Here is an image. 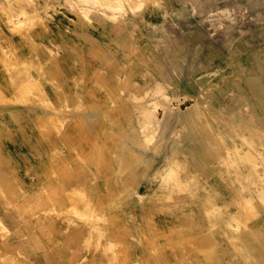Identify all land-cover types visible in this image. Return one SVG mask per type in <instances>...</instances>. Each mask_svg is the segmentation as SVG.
<instances>
[{"label": "rangeland", "instance_id": "obj_1", "mask_svg": "<svg viewBox=\"0 0 264 264\" xmlns=\"http://www.w3.org/2000/svg\"><path fill=\"white\" fill-rule=\"evenodd\" d=\"M39 2L38 14L31 5L15 16L16 0H0V18L13 20L0 19V210L17 222L13 228L7 225L11 231L0 224V264H37L27 254L47 260L39 264H264V133L252 134L243 124L240 134L228 122L242 113L264 129V0H199L195 5L194 0H97L86 10L76 0ZM73 6L81 9V18L70 14ZM109 11L122 16L121 24L108 20ZM177 13L194 15L193 67L181 35L167 49L162 45L166 57V50L179 51L175 46L183 52L181 59L175 53L178 69L170 65L165 81L157 76L171 111L152 100L164 123L158 142L126 143L119 129L134 128L143 113L138 103L145 102L138 98L143 86L135 91L123 78L130 74L135 80L143 73L96 52L95 36L107 26L115 38L139 31L128 29L129 14L143 15L139 24L147 29V16ZM171 22L178 30L179 23ZM37 31L34 44L31 34ZM68 32L90 51L75 53L64 42ZM148 78L147 87L154 79ZM195 105L207 116L190 115ZM175 109L187 115L184 123ZM211 115L218 117L222 132L211 125ZM225 128L244 140L243 150H232ZM194 142L199 153L218 163L209 174L228 184L227 193L178 192V174H173L164 182L157 179L143 197L119 195L128 185L138 188L154 164ZM188 158L181 156L185 162ZM181 173L187 179L182 167ZM138 190L144 193L146 185ZM242 246L248 256L241 255ZM50 256L60 261L48 262Z\"/></svg>", "mask_w": 264, "mask_h": 264}, {"label": "bare ground", "instance_id": "obj_2", "mask_svg": "<svg viewBox=\"0 0 264 264\" xmlns=\"http://www.w3.org/2000/svg\"><path fill=\"white\" fill-rule=\"evenodd\" d=\"M46 1H48V0H46ZM56 1V0H55ZM76 1H80L79 3V5H80V7H82V9L83 10H86L87 8H92V7H96L98 4H97V0H76ZM109 1V0H108ZM132 1V0H131ZM141 1V0H140ZM195 1H199V0H194V5H195ZM104 2V1H103ZM105 2H107V1H105ZM114 2V1H113ZM121 2H122V0H121ZM124 2H125V0H124ZM134 2V1H133ZM137 2V1H136ZM128 3V2H127ZM139 2H137V4H138ZM105 4V3H104ZM111 4V3H110ZM109 4V5H110ZM115 4H116V2H115ZM115 4H114V6H115ZM76 5H78V4H76ZM108 5V6H109ZM113 5V4H112ZM129 5V4H128ZM144 5V4H143ZM238 5V4H237ZM244 5V4H243ZM107 6V7H108ZM114 6H112V7H114ZM190 6H192V5H190ZM244 6H246V5H244ZM78 7V6H77ZM111 7V6H110ZM111 7V8H112ZM193 7V6H192ZM242 7V6H241ZM241 7H239V8H241ZM115 8V7H114ZM128 8H130V7H128ZM108 9H110V8H108ZM107 9V10H108ZM137 9V8H136ZM193 9V8H192ZM81 10V9H80ZM80 10H78L77 8H75L74 6L73 7H70L69 8V12H70V14H74V15H76V16H81V14H80ZM89 11H94L93 9H88ZM105 10V9H104ZM196 11V10H195ZM199 11V10H198ZM218 11V10H217ZM135 12V11H134ZM204 12V11H203ZM220 12V11H219ZM103 14L105 13V12H102ZM196 14H197V12H195ZM214 13V12H213ZM3 14V13H2ZM122 14H124V13H122ZM199 14V13H198ZM215 15H216V13H214ZM65 15V14H64ZM109 16V18L110 19H114V17H115V13H112V12H110L109 11V13H106V15L105 16ZM246 15H248V14H246ZM67 16V15H66ZM83 16H85V15H83ZM117 16V15H116ZM188 16V15H187ZM219 16V15H218ZM29 18V17H28ZM43 18V17H42ZM81 18V17H80ZM121 18H122V16H121ZM121 18H118V16L116 17V19H121ZM1 20H2V18H0ZM72 19V18H71ZM216 19V18H215ZM44 20V19H43ZM85 20V19H84ZM89 20V19H88ZM117 20V21H118ZM171 20V19H170ZM3 21V20H2ZM20 21H21V19H20ZM73 21H75L74 19H73ZM101 21V20H100ZM112 21V20H111ZM120 21V20H119ZM119 21H118V23H119ZM164 21H167V20H164ZM255 21V20H254ZM5 22H7V21H5ZM5 22H4V24H5ZM11 23H13V20H11L10 21ZM43 22V21H42ZM133 22V21H132ZM168 22V21H167ZM117 23V22H116ZM130 23V25H131V22H129ZM134 23V22H133ZM119 24H121V22L119 23ZM123 24V23H122ZM135 24V23H134ZM189 24V23H188ZM91 25V24H90ZM116 26V25H115ZM122 26V25H121ZM120 26V27H121ZM43 27V26H42ZM173 27V26H172ZM118 28H119V26H118ZM122 28V27H121ZM164 28H166V27H164ZM175 28V27H174ZM17 29V28H16ZM35 29V28H34ZM97 29V28H96ZM46 30H47V27H46ZM124 30H125V27H124ZM17 31V30H16ZM140 31V30H139ZM116 32V31H115ZM119 32V31H118ZM171 32V31H170ZM44 35V34H43ZM168 35V34H167ZM173 36V35H172ZM174 37V36H173ZM168 40V39H167ZM149 41V40H148ZM151 41V40H150ZM35 42H37L36 40H35ZM38 43H40V42H38ZM169 44V43H168ZM159 45V44H158ZM37 46H38V44H37ZM40 46V45H39ZM164 46H166L165 45V43H164ZM172 46V45H171ZM31 48V47H30ZM160 48V47H159ZM209 48V47H208ZM37 49V48H36ZM33 51V50H32ZM36 52V51H35ZM37 52H38V50H37ZM45 52V51H44ZM43 52V53H44ZM214 53V50H212V51H210V53ZM39 54H41V53H39ZM215 54V53H214ZM38 55V54H37ZM39 56V55H38ZM49 56V55H48ZM51 56H52V54H51ZM41 58V57H40ZM39 58V59H40ZM168 58V57H167ZM1 59V58H0ZM37 59V58H36ZM38 59V60H39ZM43 60H45V59H43ZM113 60H116V59H113ZM138 61V60H137ZM45 62H46V60H45ZM107 62V61H106ZM116 62H118V60L116 61ZM144 62V61H143ZM111 63V62H110ZM139 63V62H138ZM113 64V63H112ZM117 64V63H116ZM145 64V63H144ZM41 65V64H40ZM111 65V64H110ZM110 65H108L109 67H110ZM113 65H115V63L113 64ZM158 65V64H157ZM186 65V64H185ZM188 65V64H187ZM168 66V65H167ZM30 67V66H29ZM112 67V66H111ZM161 67V66H160ZM189 67V66H188ZM113 68V67H112ZM192 68V67H191ZM115 69V68H114ZM6 70V69H5ZM29 71V70H28ZM46 71V70H45ZM111 71V70H110ZM116 71V70H115ZM100 72V71H99ZM46 73V72H45ZM33 77V76H32ZM40 77V76H39ZM33 79V81H34V78H32ZM82 79V78H81ZM97 79V78H96ZM25 80V79H24ZM13 81V80H12ZM176 81V80H175ZM51 82V81H50ZM120 82V81H119ZM177 82V81H176ZM249 82H251V81H249ZM21 84V83H20ZM29 84H31V81H30V83ZM83 84H84V82H83ZM120 84V83H119ZM36 85V84H35ZM114 85V84H113ZM252 85V82L250 83V86ZM116 86V85H115ZM114 86V87H115ZM169 86V85H168ZM171 86V85H170ZM19 87V86H18ZM172 87V86H171ZM17 88V87H16ZM39 88H41V87H39ZM59 88V87H58ZM121 88V87H120ZM30 89V88H29ZM36 88H34V90H35ZM60 89V88H59ZM84 89V88H83ZM1 90V89H0ZM41 90V89H40ZM40 90H37V91H40ZM36 91V90H35ZM43 91V90H42ZM0 93H4V92H0ZM30 93V92H29ZM32 93V92H31ZM36 93V92H35ZM44 94V93H43ZM11 95V94H10ZM13 96H14V94H12ZM33 95V94H32ZM115 95V94H114ZM29 96V95H28ZM40 96V98H41V95H39ZM95 96V95H94ZM169 96H168V94L166 93V88H165V85L163 84V82L162 81H160V80H156V79H152L151 80V84L149 85V87H147L146 89H145V91L139 96V99H141V101H144L145 102V104H143V105H141L140 103H138L139 105H140V109L142 110V115H140V118H139V120L135 123V126H134V128L132 129V130H130L126 125H123L124 126V129L123 128H120L119 129V132H120V134H122L121 136H123V138H124V141L127 143V142H131L132 143V141H135L136 143H134L135 145H142V144H147V143H150V144H154V143H157L158 142V140H159V138H160V134H161V132H162V127H163V120H161V118L158 116V111H157V108H156V105L153 107V105L151 104V101L153 100V101H157V100H159L160 101V103L158 102V104H159V106H161V107H163V108H165V109H169V111H171V107L169 106V98H168ZM30 98V97H29ZM129 98V97H128ZM10 99V98H9ZM18 99V98H17ZM172 99V98H171ZM5 100V99H4ZM13 100V99H12ZM21 100V99H20ZM41 100V99H40ZM43 100V99H42ZM121 100V99H120ZM23 101H24V99H23ZM137 101H139V100H137ZM8 102V101H7ZM26 102V101H25ZM25 102H23V103H25ZM42 102H44V101H42ZM6 103V102H5ZM22 102H21V104H23ZM27 103V102H26ZM47 104V103H46ZM138 104H136V105H138ZM153 104H155V102L153 103ZM172 104V103H171ZM3 105V104H2ZM10 105V104H9ZM17 105V104H16ZM98 106V105H97ZM123 106H125V105H123ZM133 107V106H132ZM137 107V106H136ZM174 107V106H173ZM178 107V106H177ZM118 108V107H117ZM125 108V107H124ZM93 109V108H92ZM109 109V108H108ZM114 109V108H113ZM112 109V110H113ZM123 110V109H122ZM176 110V111H175ZM174 111H175V114H177V116H178V118L181 120V122L182 123H184L185 121H186V119L188 118L187 117V115H185L184 114V111L183 110H181V109H175ZM69 113V112H68ZM194 113H197V115L198 116H201V115H206L207 116V114H206V112H204L203 110H202V108H201V106L200 105H195V107H193L190 111H189V114L190 115H192V116H194ZM234 114V113H233ZM44 115V114H43ZM210 115V114H209ZM212 116V115H211ZM217 116V115H216ZM18 117H20V116H18ZM44 117H46V116H44ZM57 117H59L58 116V114H57ZM68 116H66V118H67ZM215 116L213 115L212 117H210L211 119L210 120H212L211 121V125H212V123H214L213 124V127L215 128V129H218V130H216V132H222V126H219L220 124H221V122L220 121H217L216 119H218V117H216V119L214 118ZM227 117V116H226ZM261 117V116H260ZM49 118V117H48ZM51 118H52V116H51ZM54 118L55 117H53V121H55L54 120ZM78 118V117H77ZM76 118V119H77ZM225 118V117H224ZM41 119H44L43 117H41L40 118V120ZM71 119V118H70ZM49 120V119H48ZM78 120V119H77ZM82 120V119H81ZM42 121V120H41ZM52 121V122H53ZM223 122V121H222ZM228 122L238 131V133H240V134H242L243 132H244V129H242L240 126L241 125H243V124H245L246 125V127H247V129L253 134V132H261V133H264V129L262 128V127H260V126H258L256 123H255V120H253V119H250L249 118V120L247 121V118H245V116L241 113L240 115H239V120L237 121L233 116H230V117H228ZM55 123V122H54ZM58 123V122H57ZM64 123V122H63ZM78 123H81V122H78ZM94 123V122H93ZM97 123V122H96ZM95 123V124H96ZM204 124V123H203ZM206 125H207V123H205ZM97 125V124H96ZM214 125H216V126H214ZM224 125V124H223ZM228 126H229V124H228ZM55 127H56V123H55ZM54 127V128H55ZM61 127V126H60ZM207 127H208V125H207ZM185 128H186V126H185ZM230 128V127H229ZM208 129L210 130L211 128H209L208 127ZM207 129V130H208ZM185 130V129H184ZM208 130V131H209ZM248 131V132H249ZM56 132V131H55ZM60 132V131H59ZM58 132V133H59ZM86 132V131H85ZM205 132V131H204ZM213 132V131H212ZM211 132V133H212ZM223 132H225V134H226V136H227V138H228V140H229V142H231V148H232V150L233 151H237V152H240L241 150H243V148H242V146H243V142H241V141H244V140H242L241 139V141L240 140H238L237 139V135H235L234 133H232L230 130H228V128H225L224 129V131ZM49 133V132H48ZM133 133V134H132ZM205 133H207V132H205ZM210 133V132H209ZM208 133V134H209ZM239 134V135H240ZM252 134L250 135L251 137H252ZM60 135V134H59ZM90 135V134H89ZM212 135V134H211ZM263 135V134H262ZM205 136H207V135H205ZM210 136V135H209ZM213 136V135H212ZM215 136V135H214ZM257 136H259V135H257ZM177 137H178V139L180 140V141H184V138L182 137V136H180V135H177ZM204 137V136H203ZM211 137V136H210ZM209 137V138H210ZM88 138H89V136H88ZM96 138V137H95ZM205 138V137H204ZM213 137H211V140L213 141V139H212ZM216 138V137H215ZM248 138V137H247ZM49 139V138H48ZM201 139V138H200ZM91 141V140H90ZM214 141H215V139H214ZM217 142V141H216ZM225 142V141H224ZM200 143V142H199ZM214 143V142H213ZM219 143V142H218ZM217 143V145H219ZM53 144V143H52ZM202 146V145H201ZM250 146V145H249ZM248 146V147H249ZM251 147V146H250ZM203 148V147H202ZM210 149H212L211 147H210ZM214 149V148H213ZM212 149V150H213ZM220 149V148H219ZM252 149V148H251ZM55 150H56V147H55V149L53 150L54 151V153H55ZM199 150V146H198V144L197 143H193L192 145H191V148H189V149H186V150H179L177 153H175V154H172V155H170V157L168 158V159H166V160H164L163 161V163L161 164H154L152 167H151V172H150V174H149V176H147V177H145V178H143V177H141L140 178V181H139V183L138 182H136V183H138V185L139 186H141L142 184H145L146 185V191L143 193V192H139V190H138V188H139V186H138V188H135L134 186H136V185H134V186H132V184L131 185H128L127 187H125V188H121L120 190H118L119 191V195H124V194H126V193H129V192H135L136 194H137V196L138 197H143L144 196V194H146L147 192H150L152 189H153V187H154V184H155V181L157 180V179H159V178H162V181L164 182V180H165V178L166 177H170V175L172 176L173 174H178V176H177V183L174 185V187H177L178 188V192L180 191V192H192V193H194V195H195V193L197 192V193H199L200 191H207L208 193H210V192H213V193H219V192H223V193H227L228 192V184L227 183H225V181L224 180H222L221 179V182H220V180H214L213 181V179H212V177H211V175L209 174V173H212L217 167H218V163H216V162H212L211 160H208V158L205 156V155H202L201 153H199L200 151H198ZM211 150V151H212ZM223 150V149H222ZM1 151V150H0ZM52 151V152H53ZM57 151V150H56ZM51 152V153H52ZM129 152V151H128ZM255 153H256V150L254 151ZM220 153V152H219ZM58 154V153H57ZM113 154H115L114 152H113ZM222 154V153H221ZM229 154V153H228ZM257 154V153H256ZM54 155H56V154H54ZM182 155H184V156H192V158H188L187 160H186V162L185 161H182V159H181V156ZM223 155H224V153H223ZM222 155V156H223ZM227 155V154H226ZM58 156H60V154L58 155ZM228 156H230V155H228ZM254 156V155H253ZM2 158V157H1ZM0 158V159H1ZM230 158V157H229ZM262 158V157H261ZM3 160V159H2ZM5 160V159H4ZM62 160V159H61ZM219 160V159H218ZM235 160H236V158H235ZM221 161H223V160H221ZM232 161H233V163H234V160L232 159ZM58 162V161H57ZM231 162V161H230ZM129 163V162H128ZM136 163V162H135ZM224 163V162H223ZM232 163V162H231ZM63 164V163H62ZM65 164V163H64ZM230 164V163H229ZM192 166V168L190 169V168H187L188 166ZM250 165V164H249ZM63 166V165H62ZM66 166V165H65ZM129 166H131L130 165V163H129ZM226 166V165H225ZM181 167L182 168H184L185 170H186V172H187V179H182V177L184 176V174H182L181 173ZM194 167H195V169H194ZM197 167L199 168V169H197ZM221 167V166H220ZM225 168H227V166L225 167ZM211 169H212V172H211ZM236 170V169H235ZM66 171V170H65ZM69 171H71L70 169H69ZM216 171V170H215ZM13 172H14V170H13ZM73 172V171H72ZM200 173H205L206 175H207V178L205 179V178H201V176H200ZM214 173V172H213ZM73 174V173H72ZM75 174V173H74ZM218 174H221V171H219L218 170ZM206 175H205V177H206ZM70 176H72L71 174H70ZM73 177V176H72ZM75 178V177H74ZM78 178V177H77ZM76 178V179H77ZM224 178V177H223ZM76 179H75V181H76ZM134 182V181H133ZM239 182V181H238ZM262 182V181H261ZM223 183V184H222ZM135 184V183H134ZM227 184V185H226ZM60 190V189H59ZM61 191V190H60ZM112 192V190L111 189H109V192ZM174 191L175 190H171V193H174ZM210 191V192H209ZM110 192V193H111ZM235 192H237V191H235ZM113 195V194H112ZM109 196H111L110 194H109ZM236 196V195H235ZM114 197V196H113ZM212 197V196H211ZM34 200V199H33ZM244 200H245V198H244ZM115 202V201H114ZM236 202V201H235ZM237 203V202H236ZM238 204V203H237ZM219 206H222V205H219ZM240 206V205H239ZM242 206V205H241ZM212 207V206H211ZM205 208V207H204ZM252 211V210H251ZM204 213H205V215L206 216H208V215H210V212L208 211V210H204ZM232 215V214H231ZM258 216V215H257ZM2 217V218H1ZM213 219V218H212ZM4 221H6V223L4 222ZM3 223V225L5 224L6 225V229L7 230H9V228L11 227V228H13L14 226H16V224H17V222L11 217V215H9V214H7L6 212H3L2 210H0V224H2ZM186 223V221H183V222H181L179 225L180 226H183V224H185ZM246 223V222H245ZM7 225H8V227L9 228H7ZM239 229H240V227H239ZM251 230V229H250ZM250 230H248V231H250ZM9 231H11V230H9ZM150 232H151V230H150ZM240 235H242V234H240ZM151 236V235H150ZM232 237V236H231ZM233 238V237H232ZM240 238V237H239ZM258 239H259V237H257ZM198 241V240H197ZM197 241H195L194 242V244H196L197 243ZM233 241V240H232ZM155 242V241H154ZM235 243V242H234ZM156 244V243H155ZM237 244V243H236ZM173 246V245H172ZM96 247V246H95ZM236 248H237V246H236ZM242 249L240 250V252H241V255H244V256H248L247 254H246V252H247V250H246V247L244 246H242L241 247ZM262 248V247H261ZM40 253V252H39ZM72 254V253H71ZM158 256V255H157ZM156 256V257H157ZM182 257V256H181ZM125 258V257H124ZM152 258V257H151ZM174 258V257H173ZM126 259V258H125ZM158 259V258H157ZM113 260H115V259H113ZM183 262V261H182ZM236 262V261H235ZM124 263V262H123ZM192 263V262H191ZM245 263V262H244ZM251 263V262H250ZM166 264V263H165ZM222 264V263H221ZM230 264V263H229ZM237 264H238V262H237Z\"/></svg>", "mask_w": 264, "mask_h": 264}, {"label": "crops", "instance_id": "obj_3", "mask_svg": "<svg viewBox=\"0 0 264 264\" xmlns=\"http://www.w3.org/2000/svg\"><path fill=\"white\" fill-rule=\"evenodd\" d=\"M27 0H16L14 9H15V16L21 11H23L24 8L28 9L33 5L34 12L38 14V9L40 6L39 0H28L30 2L29 4H25ZM25 2V3H24ZM30 6V7H29ZM31 9V8H30ZM31 11V12H32ZM115 13V12H112ZM119 15L115 13L114 19H108L112 20L114 22H118L119 20L116 19V17ZM188 15V16H187ZM167 16V18H165ZM143 18V15H135V14H129L127 19H126V24L128 29L130 30V27L137 26L140 31H135L131 30L130 32L127 30L129 35H123L122 38H115L112 35V30L110 26H107L106 28L102 27L101 33L97 34L95 36L96 43L98 45V49H96V52H99L101 54H106L110 58L116 59L113 60L114 62L118 60V62L125 68V69H141L142 73L138 78L133 80L130 77V74L126 76V78H123L125 80V83L127 84L128 87H131L135 91H139L141 89H137L136 86H143L142 87V92L138 95L139 96L145 91L147 88L146 83H145V76L149 77L148 80H151V76H153L154 79L159 80L157 76L162 78L164 81L167 79V70L170 68V65H173L174 69H178L176 59H175V53L180 54V59L182 57V50L179 46H175V49H178L179 51L175 52L172 50H166L167 57L164 52V43L167 46V44L173 43V40H176L181 37L184 46L188 50V52L191 54V57L189 60H187V63L192 65L193 67V53H194V33L192 30H190V26H192L194 22V15L193 14H184L181 15L179 13L173 14V15H165L161 14L159 17L152 19L153 16H145L146 19L143 21H146L148 28L143 29L141 28L142 26L139 24V19ZM34 19V15L32 14L31 20ZM171 19V20H170ZM3 21L9 20V18L5 17L2 18ZM17 21V18L14 19ZM118 20V21H117ZM167 20V21H164ZM11 21V20H9ZM135 23H133V22ZM171 21L178 22L179 27L178 30L172 24ZM131 22V25L130 23ZM152 23V25H151ZM189 23V24H188ZM173 25V27H172ZM166 27V28H164ZM176 29H175V28ZM183 29H184V34H183ZM66 31V30H65ZM171 31V32H170ZM74 32L80 33L82 36H84V32L80 30H74ZM168 34V35H167ZM174 37H173V36ZM181 35V36H178ZM38 31L36 33H32V41L35 44L34 40L37 38ZM57 37H60V33H56ZM168 39V40H167ZM149 40V41H148ZM151 40V41H150ZM64 42L68 43L71 47V49L76 53H88L90 50L87 45L83 44L81 41L77 42L76 40V35L72 33H66L64 36ZM79 44V46H77ZM159 44V45H158ZM175 44V43H173ZM163 45V47H162ZM82 46V47H81ZM160 47V48H159ZM166 49L168 47H165ZM190 49V51H189ZM73 52V53H74ZM209 52V51H206ZM107 59V58H106ZM138 60V61H137ZM144 61V62H143ZM139 62V63H138ZM145 63V64H144ZM64 64L66 68H71L70 66H67L69 64L68 61H64ZM158 64V65H157ZM168 65V66H167ZM161 66V67H160ZM172 67V66H171ZM187 69L191 67H186ZM152 71L154 72L153 74ZM133 73V72H132ZM132 75V74H131ZM145 75V76H144ZM179 75H181L182 79V73L179 72ZM186 78V77H185ZM147 80V77H146ZM149 80V81H150ZM146 86V88H145ZM149 87V84H148ZM129 88V89H131ZM25 256V255H24ZM29 258V261L32 263L37 262V264L40 263V261H47V260H41L38 256H34L33 254H27L26 255ZM52 256H50L51 262H59L60 260L58 259H51ZM57 257V256H56Z\"/></svg>", "mask_w": 264, "mask_h": 264}]
</instances>
